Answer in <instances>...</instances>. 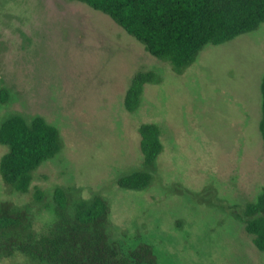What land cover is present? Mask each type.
I'll use <instances>...</instances> for the list:
<instances>
[{
    "label": "rangeland",
    "instance_id": "obj_1",
    "mask_svg": "<svg viewBox=\"0 0 264 264\" xmlns=\"http://www.w3.org/2000/svg\"><path fill=\"white\" fill-rule=\"evenodd\" d=\"M138 72H153L158 82L144 86L129 113L123 100ZM263 74L264 24L206 46L176 70L82 3L0 0V86L13 97L0 121L38 115L62 140L26 194L0 180V201L25 206L34 230L44 233L57 188L68 191L70 206L99 196L109 206L108 241L125 251L149 246L155 264H264L242 222L264 189ZM144 123L158 126L163 151L147 188L120 189L121 176L142 169ZM5 152L0 145V157ZM0 264L37 263L16 255Z\"/></svg>",
    "mask_w": 264,
    "mask_h": 264
},
{
    "label": "trees",
    "instance_id": "obj_2",
    "mask_svg": "<svg viewBox=\"0 0 264 264\" xmlns=\"http://www.w3.org/2000/svg\"><path fill=\"white\" fill-rule=\"evenodd\" d=\"M108 16L154 58L182 70L193 64L208 45L219 46L264 24V0H71ZM153 72L136 73L125 92L129 113L140 105L144 86L157 83ZM259 133L264 148V74L260 82ZM11 91L0 86V108L12 102ZM142 169L121 176L117 186L142 190L151 182L150 169L163 151L160 130L141 124ZM0 180L9 190L26 194L33 172L62 149L58 129L41 116L8 114L0 121ZM153 170V169H152ZM151 170V171H152ZM68 191L53 194L52 221L37 233L25 206L0 201V262L21 255L37 264H155L149 246L122 250L105 233L108 203L99 196L69 205ZM44 198L37 191L35 199ZM245 232L257 250L264 252V189L243 209Z\"/></svg>",
    "mask_w": 264,
    "mask_h": 264
}]
</instances>
